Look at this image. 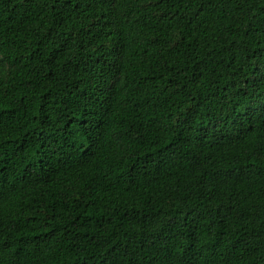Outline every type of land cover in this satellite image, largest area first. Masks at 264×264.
Masks as SVG:
<instances>
[{"label": "trees", "instance_id": "obj_1", "mask_svg": "<svg viewBox=\"0 0 264 264\" xmlns=\"http://www.w3.org/2000/svg\"><path fill=\"white\" fill-rule=\"evenodd\" d=\"M0 264H264V0H0Z\"/></svg>", "mask_w": 264, "mask_h": 264}]
</instances>
